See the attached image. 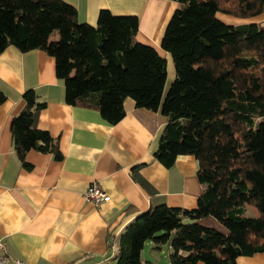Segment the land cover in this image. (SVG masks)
<instances>
[{"label": "trees", "instance_id": "trees-1", "mask_svg": "<svg viewBox=\"0 0 264 264\" xmlns=\"http://www.w3.org/2000/svg\"><path fill=\"white\" fill-rule=\"evenodd\" d=\"M177 1L160 42L175 67L163 95L166 59L136 38L135 14L101 8L90 24L65 0H0V51L44 50L66 102L95 108L109 123L123 117L127 97L159 111L165 120L154 157L165 166L178 154L196 159L195 206L162 202L136 214L116 239L114 264H141L149 240L153 250L168 248L169 264H237L238 256L264 252V16L232 24L217 15H264V0ZM22 96L10 123L21 164L31 167V149L61 159L57 138L34 124L45 101L32 88ZM208 215L224 229L201 223Z\"/></svg>", "mask_w": 264, "mask_h": 264}, {"label": "crops", "instance_id": "crops-1", "mask_svg": "<svg viewBox=\"0 0 264 264\" xmlns=\"http://www.w3.org/2000/svg\"><path fill=\"white\" fill-rule=\"evenodd\" d=\"M65 1L76 8L80 21L90 24L96 23L101 8L135 14L136 38L165 57L166 80L175 75L172 57L160 42L177 0ZM217 15L232 24L264 16ZM27 88L45 101L34 114V124L56 137L62 152V158L55 159L31 149L25 156L30 168L15 154L10 132ZM0 95V237L9 255L3 264H114L116 239L136 214L162 202L195 206L201 192L195 157L178 154L170 166L154 157L165 120L159 111L138 107L127 97L123 117L109 123L95 108L66 102L53 56L13 44L0 51ZM92 181L108 195L100 205L84 197ZM246 212L257 214V209L247 206ZM200 222L224 229L211 215ZM141 260L169 264L168 248L156 251L146 241ZM237 264H264V252L238 256Z\"/></svg>", "mask_w": 264, "mask_h": 264}, {"label": "built area", "instance_id": "built-area-1", "mask_svg": "<svg viewBox=\"0 0 264 264\" xmlns=\"http://www.w3.org/2000/svg\"><path fill=\"white\" fill-rule=\"evenodd\" d=\"M84 197L86 200L91 201L94 205H100L104 202L108 195L106 191L96 182L92 181L84 191ZM9 255L7 253L6 244L2 237H0V264H3ZM16 263H20V260L16 259Z\"/></svg>", "mask_w": 264, "mask_h": 264}, {"label": "rangeland", "instance_id": "rangeland-1", "mask_svg": "<svg viewBox=\"0 0 264 264\" xmlns=\"http://www.w3.org/2000/svg\"><path fill=\"white\" fill-rule=\"evenodd\" d=\"M171 55V54H170ZM171 57V56H170ZM172 60V59H171ZM174 65V64H173ZM174 70H175V67L173 68ZM174 78V76L173 77H170V78H168L167 80H165V83H164V89H163V95L166 93V91H167V89H168V87H169V85H170V83H171V81H172V79ZM250 207H253V209L255 208L254 206H250ZM256 209V208H255ZM250 212V211H249ZM249 212H248V214H249ZM159 259L163 262V259L161 258V256L159 257Z\"/></svg>", "mask_w": 264, "mask_h": 264}]
</instances>
